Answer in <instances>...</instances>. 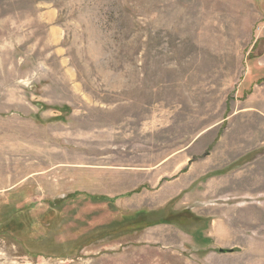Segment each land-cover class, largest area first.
<instances>
[{"label": "rangeland", "instance_id": "rangeland-1", "mask_svg": "<svg viewBox=\"0 0 264 264\" xmlns=\"http://www.w3.org/2000/svg\"><path fill=\"white\" fill-rule=\"evenodd\" d=\"M0 264H264V0H0Z\"/></svg>", "mask_w": 264, "mask_h": 264}, {"label": "trees", "instance_id": "trees-1", "mask_svg": "<svg viewBox=\"0 0 264 264\" xmlns=\"http://www.w3.org/2000/svg\"><path fill=\"white\" fill-rule=\"evenodd\" d=\"M160 222H163V223H169V222H171V221H169L168 219H165V220H159V219H157V220H154V221H152V222H149L148 225L158 224V223H160Z\"/></svg>", "mask_w": 264, "mask_h": 264}, {"label": "crops", "instance_id": "crops-1", "mask_svg": "<svg viewBox=\"0 0 264 264\" xmlns=\"http://www.w3.org/2000/svg\"><path fill=\"white\" fill-rule=\"evenodd\" d=\"M248 138V137H247Z\"/></svg>", "mask_w": 264, "mask_h": 264}]
</instances>
